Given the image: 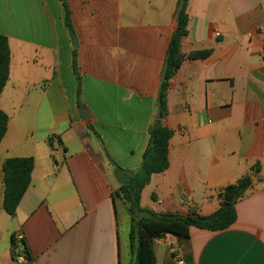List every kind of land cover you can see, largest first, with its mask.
I'll list each match as a JSON object with an SVG mask.
<instances>
[{
    "label": "crops",
    "instance_id": "0c3cea01",
    "mask_svg": "<svg viewBox=\"0 0 264 264\" xmlns=\"http://www.w3.org/2000/svg\"><path fill=\"white\" fill-rule=\"evenodd\" d=\"M0 0L10 50L0 94L2 163L32 157L30 184L7 233L30 264H121L114 166L134 171L148 142L178 0ZM185 59L169 82L168 167L148 189L155 213L207 216L246 174L236 221L222 231L162 234L156 264H264V0H188ZM76 40V47L73 46ZM75 52L79 86L71 68ZM79 104L87 118L79 116ZM255 168V169H254ZM10 217V216H9ZM10 238V237H9ZM18 251V249H17ZM14 261L10 241L0 264Z\"/></svg>",
    "mask_w": 264,
    "mask_h": 264
},
{
    "label": "trees",
    "instance_id": "16d2710c",
    "mask_svg": "<svg viewBox=\"0 0 264 264\" xmlns=\"http://www.w3.org/2000/svg\"><path fill=\"white\" fill-rule=\"evenodd\" d=\"M188 0H178L181 3V13L178 27L173 31L166 49L161 72L159 89L156 97V113L148 128V142L144 149L138 168L134 171L124 170L114 166V173L119 186L114 190V198L121 201L129 217L128 244L130 252L135 255L137 264H156L154 241L162 234L188 237L189 228L201 230L222 231L236 221V204L249 188L251 178L244 175L235 183L227 185L218 194L219 208L210 215L201 216L196 213L180 215L176 213H155L140 207L142 190L148 185L153 174L162 173L168 167V141L172 132L163 126L162 120L167 113L166 94L169 82L185 59L194 60L207 57L211 50L190 52L184 56L180 52V43L187 35L186 4ZM64 8V23L73 40V29L69 10L61 0ZM10 50L7 37L0 34V94L9 75ZM71 68L79 86V74L76 68L75 52H72ZM8 116L0 109V143L6 133ZM34 161L32 157H11L3 161L2 208L12 217L24 196L31 180ZM255 169V168H254ZM230 200H232L230 202ZM18 249V251H17ZM10 255L14 261L23 256L26 263L33 260L25 240L10 238Z\"/></svg>",
    "mask_w": 264,
    "mask_h": 264
},
{
    "label": "rangeland",
    "instance_id": "374dc122",
    "mask_svg": "<svg viewBox=\"0 0 264 264\" xmlns=\"http://www.w3.org/2000/svg\"><path fill=\"white\" fill-rule=\"evenodd\" d=\"M74 46V44H73ZM3 155H0V160ZM151 199L148 189H146L142 195L141 204L142 207H147L151 205ZM4 219H0V251L7 248L10 238L13 235L8 232L10 224L15 227V233L17 231V223L15 220L11 219L5 211L2 213ZM128 230H129V217L126 212L122 209L121 206H118V232H119V241H120V256H121V264H137L135 255L130 252L129 244H128ZM10 237V238H9ZM21 264V263H19Z\"/></svg>",
    "mask_w": 264,
    "mask_h": 264
},
{
    "label": "water",
    "instance_id": "95a60500",
    "mask_svg": "<svg viewBox=\"0 0 264 264\" xmlns=\"http://www.w3.org/2000/svg\"><path fill=\"white\" fill-rule=\"evenodd\" d=\"M181 3L176 7V10L174 11V15H173V24H174V28L178 27L179 24V17H180V13H181ZM77 43L76 40H74V46L76 47ZM82 106L79 104V116L82 120H85L87 118L85 112L81 109ZM232 200H230L231 202Z\"/></svg>",
    "mask_w": 264,
    "mask_h": 264
}]
</instances>
